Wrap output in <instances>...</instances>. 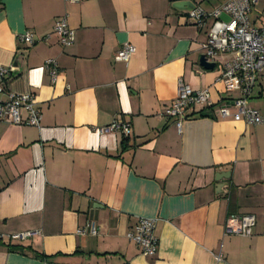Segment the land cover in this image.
<instances>
[{"label": "crops", "instance_id": "1", "mask_svg": "<svg viewBox=\"0 0 264 264\" xmlns=\"http://www.w3.org/2000/svg\"><path fill=\"white\" fill-rule=\"evenodd\" d=\"M176 1L0 0L6 90L34 95L41 114L39 127L0 121V264H264V124L218 116L239 97L217 81L231 56L201 67L212 20L198 29ZM189 1L210 12L228 0ZM62 17L74 32L67 47L53 33ZM249 19L264 24V0ZM26 32L34 44L19 41ZM126 43L135 53L114 60ZM179 81L209 90L180 133L164 116ZM246 107L264 117V73ZM114 120L128 137L98 134ZM229 215H253L252 234L224 235ZM138 218L155 220L153 257L126 238ZM88 221L97 236L77 234ZM27 231L39 235L6 239Z\"/></svg>", "mask_w": 264, "mask_h": 264}, {"label": "built area", "instance_id": "2", "mask_svg": "<svg viewBox=\"0 0 264 264\" xmlns=\"http://www.w3.org/2000/svg\"><path fill=\"white\" fill-rule=\"evenodd\" d=\"M64 1L79 2V0ZM256 3L257 0H228L210 12L196 7L187 13L188 20L198 29L203 28L207 20H212L206 41L201 45L202 56L206 62L213 63L217 56L223 54L231 56V59L220 67L217 81L222 83L228 93L238 91L239 97L220 107L218 116L221 119L230 118L234 122H243L250 126L264 124V117L246 107V99L251 93L256 78L264 73V24L256 28L249 19ZM221 16H226L227 21L221 20ZM53 33L62 46L67 47L73 43L74 32L68 26L65 17L54 23ZM48 38L49 35L44 37L45 40ZM18 39L27 45L35 43L34 35L30 32L19 36ZM134 53V46L126 43L115 52L114 60L127 62ZM44 68L48 70L51 83H55L58 76L56 62L47 59ZM12 70V67L0 69V95L6 96L5 101H0V121H7L17 126L39 127L41 114L36 108L34 95H18L6 90V81ZM208 102V89L193 91L188 85L179 81L175 97L165 110L164 116L174 121L176 130L180 133L186 110L194 106L207 105ZM22 112L26 114L25 119L22 117ZM96 131L100 135L121 133L125 137L131 133L130 125L117 120L112 121L108 126L97 128ZM254 224L253 215H229L224 222V235L249 237ZM77 234L95 237L98 235V229L93 222L88 221L77 230ZM37 235H39L37 231H27L10 235L6 239L9 242L21 241ZM126 238L140 248L143 256L153 257L158 244L155 236V220L138 218L126 233ZM0 240H2L1 235Z\"/></svg>", "mask_w": 264, "mask_h": 264}, {"label": "water", "instance_id": "3", "mask_svg": "<svg viewBox=\"0 0 264 264\" xmlns=\"http://www.w3.org/2000/svg\"><path fill=\"white\" fill-rule=\"evenodd\" d=\"M172 6L178 11H185V12H191L197 7L196 4H194L192 1L189 0L176 1L172 4ZM199 62H200V66L206 70H212L214 67V64L206 62L203 56L200 57Z\"/></svg>", "mask_w": 264, "mask_h": 264}, {"label": "trees", "instance_id": "4", "mask_svg": "<svg viewBox=\"0 0 264 264\" xmlns=\"http://www.w3.org/2000/svg\"><path fill=\"white\" fill-rule=\"evenodd\" d=\"M9 248L11 249V248H13V247L9 246Z\"/></svg>", "mask_w": 264, "mask_h": 264}]
</instances>
